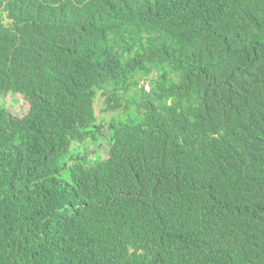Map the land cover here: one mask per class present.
Instances as JSON below:
<instances>
[{"label":"trees","instance_id":"trees-1","mask_svg":"<svg viewBox=\"0 0 264 264\" xmlns=\"http://www.w3.org/2000/svg\"><path fill=\"white\" fill-rule=\"evenodd\" d=\"M0 264H264V0H0Z\"/></svg>","mask_w":264,"mask_h":264},{"label":"rangeland","instance_id":"rangeland-1","mask_svg":"<svg viewBox=\"0 0 264 264\" xmlns=\"http://www.w3.org/2000/svg\"><path fill=\"white\" fill-rule=\"evenodd\" d=\"M155 74H152L151 79H154ZM105 99L98 94L94 103L95 114L97 118V125L104 124V126L108 127V125L114 119H117L118 116H122L121 113H111L107 112L105 108ZM72 153L79 154L80 156L87 155L88 158L93 160H97L99 157L104 159L108 153V133L104 130L102 131V137L98 144H86L85 146L75 145L72 149Z\"/></svg>","mask_w":264,"mask_h":264}]
</instances>
